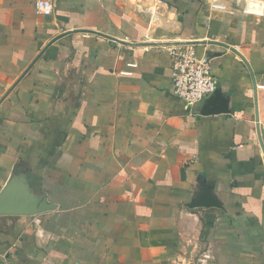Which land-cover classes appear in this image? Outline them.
Masks as SVG:
<instances>
[{
	"label": "crops",
	"instance_id": "1",
	"mask_svg": "<svg viewBox=\"0 0 264 264\" xmlns=\"http://www.w3.org/2000/svg\"><path fill=\"white\" fill-rule=\"evenodd\" d=\"M187 47L225 113L174 95ZM41 52L0 104V192L22 170L57 209L0 217V264H264V7L0 0V100Z\"/></svg>",
	"mask_w": 264,
	"mask_h": 264
},
{
	"label": "water",
	"instance_id": "2",
	"mask_svg": "<svg viewBox=\"0 0 264 264\" xmlns=\"http://www.w3.org/2000/svg\"><path fill=\"white\" fill-rule=\"evenodd\" d=\"M78 31L83 33L96 34L105 37L107 39H110L112 41H115L117 43L127 44L122 40L104 35L96 31H92V30H78ZM70 33L72 32H66L65 34H62L54 38L50 42V44ZM42 55L43 52L39 54V56L27 68V70L18 78V80L9 87L7 93L0 100V104L14 90V88L25 77V75L30 71V69L35 65V63L41 58ZM241 58L246 62V60L242 56ZM222 102L224 103L222 94L217 89L212 96H210L208 99L205 100L204 107L202 110L203 114L215 115V114L225 113L226 108L224 107V105L222 106ZM259 135H260V131H259ZM219 206L220 205L215 200V198L204 189L188 205V207L191 209L210 208V207H219ZM56 209L57 206L48 201L47 194L39 193L35 190L34 184L31 180L29 173L24 172L22 170H17L13 174V176L8 180V182L5 184L4 188L0 192V217L3 216L31 217V216H36L47 212H51Z\"/></svg>",
	"mask_w": 264,
	"mask_h": 264
},
{
	"label": "built area",
	"instance_id": "3",
	"mask_svg": "<svg viewBox=\"0 0 264 264\" xmlns=\"http://www.w3.org/2000/svg\"><path fill=\"white\" fill-rule=\"evenodd\" d=\"M37 16H53L56 0H33ZM171 83L174 95L188 106L204 102L218 89L212 73L211 59L199 58L192 47L171 52Z\"/></svg>",
	"mask_w": 264,
	"mask_h": 264
},
{
	"label": "rangeland",
	"instance_id": "4",
	"mask_svg": "<svg viewBox=\"0 0 264 264\" xmlns=\"http://www.w3.org/2000/svg\"><path fill=\"white\" fill-rule=\"evenodd\" d=\"M221 3L230 5L233 9L242 8V6H248L249 3L256 4L258 7H264V0H220Z\"/></svg>",
	"mask_w": 264,
	"mask_h": 264
}]
</instances>
